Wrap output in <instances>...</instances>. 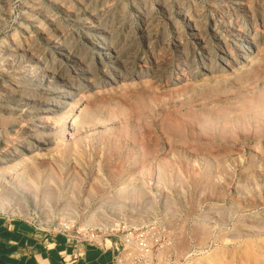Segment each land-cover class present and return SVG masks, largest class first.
<instances>
[{"label":"rangeland","instance_id":"obj_1","mask_svg":"<svg viewBox=\"0 0 264 264\" xmlns=\"http://www.w3.org/2000/svg\"><path fill=\"white\" fill-rule=\"evenodd\" d=\"M0 16V214L108 235L125 264H264V0Z\"/></svg>","mask_w":264,"mask_h":264},{"label":"crops","instance_id":"obj_2","mask_svg":"<svg viewBox=\"0 0 264 264\" xmlns=\"http://www.w3.org/2000/svg\"><path fill=\"white\" fill-rule=\"evenodd\" d=\"M114 243L108 239L104 247L77 244L61 231L0 214V264H125Z\"/></svg>","mask_w":264,"mask_h":264},{"label":"bare ground","instance_id":"obj_3","mask_svg":"<svg viewBox=\"0 0 264 264\" xmlns=\"http://www.w3.org/2000/svg\"><path fill=\"white\" fill-rule=\"evenodd\" d=\"M63 1H66V0H63ZM83 1V0H82ZM110 1V0H109ZM144 1H146V0H144ZM150 1V0H149ZM35 2V1H34ZM57 2V1H56ZM142 2V1H141ZM141 2H140V4L139 5H141ZM161 2H163V1H161ZM11 3V2H10ZM60 3V2H59ZM62 4V3H61ZM66 4V3H65ZM136 4V3H135ZM148 4V3H147ZM147 4H146V6H147ZM8 5V4H7ZM34 5V4H33ZM37 5H39V4H37ZM37 5H35V6H37ZM89 5V4H88ZM168 5V4H167ZM40 7H42L41 5H39ZM63 6V5H62ZM125 6V5H124ZM45 7V6H44ZM65 7V6H64ZM100 7V6H99ZM125 8V7H124ZM11 9V8H10ZM100 9H101V7H100ZM121 9V8H120ZM189 9V8H188ZM193 9V8H192ZM8 10V9H7ZM49 10V9H48ZM133 10V9H132ZM147 9H145V11H146ZM112 11V10H111ZM128 11V10H127ZM143 11V10H142ZM253 11V10H252ZM7 12H9V11H7ZM29 12V11H28ZM40 13V12H39ZM115 14H116V12H114ZM145 13V12H144ZM150 13V12H149ZM194 13H196V11L194 12ZM30 14V13H29ZM114 14V15H115ZM119 14V13H118ZM126 14H127V12H126ZM148 14V13H147ZM147 14H146V16H147ZM183 14V13H182ZM26 15V14H25ZM129 15V14H128ZM143 15V14H142ZM194 15V14H193ZM199 15V14H198ZM198 15H197V17H198ZM33 16V15H32ZM31 16V17H32ZM35 16V15H34ZM82 16V15H81ZM126 16V15H125ZM145 16V15H144ZM150 16V15H149ZM152 17H153V15H151ZM200 16V15H199ZM1 17V16H0ZM46 17V16H45ZM118 17V16H117ZM122 17V16H121ZM128 17V16H127ZM143 17V16H142ZM36 18V17H35ZM38 18V17H37ZM83 18V17H82ZM115 18V17H114ZM114 18H112V19H114ZM119 18V17H118ZM117 18V19H118ZM130 18V17H129ZM128 18V19H129ZM189 18H191V17H189ZM195 18V17H194ZM206 18V17H205ZM32 19V18H31ZM50 19V18H49ZM52 19V18H51ZM84 19V18H83ZM104 19V18H103ZM111 19V18H110ZM25 20V19H24ZM30 20V19H29ZM33 20V19H32ZM120 20V19H119ZM127 20V19H126ZM125 20V21H126ZM131 20V19H130ZM129 20V21H130ZM148 20H149V18H148ZM193 20V19H192ZM198 20V19H197ZM109 21V20H108ZM116 21V20H115ZM202 21V20H201ZM55 22V21H54ZM107 22V21H106ZM119 22H121V21H119ZM214 22V21H213ZM38 23H39V21H38ZM41 23V22H40ZM50 23V22H49ZM110 23V22H109ZM151 23V22H150ZM189 23V22H188ZM1 24V23H0ZM31 24V23H30ZM33 24V23H32ZM37 24V23H36ZM52 24V23H51ZM118 24V23H117ZM116 24V25H117ZM120 24V23H119ZM122 24V23H121ZM128 24V23H127ZM246 24V23H245ZM38 25V24H37ZM36 25V26H37ZM41 25V24H40ZM59 25V24H58ZM57 25V26H58ZM153 25H154V23H153ZM202 25V24H201ZM200 25V27H202ZM4 26V25H3ZM32 26V25H31ZM39 26V25H38ZM87 26V25H86ZM109 26V25H108ZM114 26V25H113ZM132 26V25H131ZM143 26V25H142ZM44 27V26H43ZM120 27V26H119ZM147 27H148V24H147ZM193 27V26H192ZM37 28V27H36ZM40 28V27H39ZM47 28V27H46ZM60 28V27H59ZM103 28V27H102ZM107 28V27H106ZM123 28V27H122ZM121 28V29H122ZM126 28V27H125ZM199 28V27H198ZM1 29V28H0ZM113 29H115V28H113ZM141 29V28H140ZM154 29H155V27H154ZM153 29V30H154ZM202 29H203V27H202ZM205 29V28H204ZM111 30V29H110ZM120 30V29H119ZM210 30V29H209ZM43 31H44V29H43ZM132 31H133V29H132ZM146 31V30H145ZM67 32V31H66ZM118 32V31H117ZM123 32V31H122ZM128 32V31H127ZM156 32V31H155ZM33 33V32H32ZM124 33V32H123ZM126 33V32H125ZM14 34V33H13ZM12 34V35H13ZM120 34V33H119ZM126 35H127V33H126ZM176 35V34H175ZM98 36V35H97ZM114 36V35H113ZM117 36V35H116ZM14 37H15V35H14ZM13 37V38H14ZM107 37H109V36H107ZM154 37V36H153ZM11 38H12V36H11ZM13 38H12V40H13ZM47 38V37H46ZM90 38V37H89ZM112 38V37H111ZM124 38V37H123ZM37 39V38H36ZM118 39V38H117ZM5 40V39H4ZM10 40V39H9ZM11 40V41H12ZM16 40H17V38H16ZM69 40V39H68ZM73 40V39H72ZM78 40V39H77ZM16 42V41H15ZM69 42V41H68ZM113 42H115L114 40H113ZM117 42V41H116ZM134 42V41H133ZM23 43V42H22ZM66 43V42H65ZM71 43V42H70ZM73 43V42H72ZM120 43V42H119ZM6 44V43H5ZM15 44V43H14ZM17 44V43H16ZM21 44V43H20ZM32 44V43H31ZM37 44V43H36ZM81 44V43H80ZM15 46V45H14ZM27 46V45H26ZM29 46V45H28ZM31 46V45H30ZM56 46V45H55ZM65 46V45H64ZM82 46V45H81ZM101 46V45H100ZM1 47V46H0ZM77 47H79V46H77ZM132 47V46H131ZM16 49H17V47H15ZM15 48H13V50L15 51ZM61 49H62V47H60ZM87 48H88V46H87ZM256 48V47H255ZM2 49V48H1ZM6 49V48H5ZM26 49V48H25ZM67 49V48H66ZM90 49V48H89ZM130 49V48H129ZM22 50V49H21ZM24 50V49H23ZM81 50V49H80ZM83 50V49H82ZM91 50V49H90ZM94 50V49H93ZM92 50V51H93ZM117 50V49H116ZM2 51V50H1ZM11 51V50H10ZM25 51V50H24ZM75 51V50H74ZM121 51V50H120ZM125 51H126V49H125ZM7 52V51H6ZM21 52V51H20ZM20 52H19V54H20ZM31 52V51H30ZM36 53H37V51H35ZM63 52V51H62ZM89 52V51H88ZM116 52V51H115ZM1 53V52H0ZM3 53V52H2ZM13 53V52H12ZM16 53V52H15ZM27 53V52H26ZM73 53V52H72ZM81 53H83V52H81ZM93 53V52H92ZM109 53V52H108ZM129 53V52H128ZM21 54H23L22 52H21ZM28 54V53H27ZM69 54V53H68ZM76 54H78V53H76ZM3 55V54H2ZM9 55V54H8ZM13 55V54H12ZM11 55V56H12ZM37 55V54H36ZM74 55V54H73ZM86 55V54H85ZM84 55V56H85ZM97 55V54H96ZM1 56V55H0ZM3 56H5V55H3ZM7 56V55H6ZM16 56V55H15ZM22 56V55H21ZM21 56H19V57H21ZM31 56H32V54H31ZM68 56V55H67ZM83 56V57H84ZM106 56V55H105ZM111 56V55H110ZM110 56H108V57H110ZM117 56V55H116ZM10 57V56H9ZM12 57H14V56H12ZM62 57H63V55H62ZM97 57V56H96ZM120 57V56H119ZM123 57V56H122ZM121 57V58H122ZM66 58V57H65ZM126 58H128V57H126ZM6 59V58H5ZM14 59H15V57H14ZM17 59V58H16ZM123 59V58H122ZM12 60V59H11ZM22 60V59H21ZM32 60V59H31ZM91 60V59H90ZM89 60V61H90ZM104 60V59H103ZM111 60V59H110ZM113 60V59H112ZM79 61H81V59L79 60ZM84 61V60H83ZM82 61V62H83ZM17 62H18V60H17ZM21 62V61H20ZM78 63V62H77ZM85 63H87V62H85ZM94 63V62H93ZM128 63V62H127ZM6 64V63H5ZM56 65V64H55ZM77 65V64H76ZM43 66V65H42ZM79 66V65H78ZM126 66V65H125ZM85 67V66H84ZM21 68H23V67H21ZM31 68V67H30ZM43 68V67H42ZM82 68H83V66H82ZM81 68V69H82ZM44 69H47V68H45L44 67ZM57 69V68H56ZM84 70H85V68H84ZM83 70V71H84ZM32 71H34L33 69H32ZM32 71H30V72H32ZM46 71V70H45ZM44 71V72H45ZM64 71V70H63ZM5 72V71H4ZM85 72V71H84ZM7 73V72H6ZM17 73V72H16ZM38 73V72H37ZM47 73V72H46ZM27 74V73H26ZM34 75H35V73H34ZM29 76V75H28ZM42 76V75H41ZM43 76H45V75H43ZM11 77V76H10ZM16 77V76H15ZM34 77V76H33ZM47 77V76H46ZM131 78V77H130ZM133 78V77H132ZM24 79V78H23ZM38 79H39V77H38ZM14 80V79H13ZM18 80V79H17ZM25 81V80H24ZM48 81H49V79H48ZM12 82V81H11ZM17 84V83H16ZM19 85V84H18ZM6 88V87H5ZM11 89V88H10ZM13 91V90H12ZM14 92V91H13ZM20 94V93H19ZM22 94V93H21ZM11 96H12V94H10ZM10 95H8V96H10ZM26 95H24V97H25ZM34 96V95H33ZM2 97V96H1ZM6 97V96H5ZM19 97H21V96H18V99H19ZM9 98V97H8ZM28 98V97H27ZM4 99V98H3ZM6 99V98H5ZM13 99H14V97H13ZM13 99L12 100H10L11 102L13 101ZM17 99V98H16ZM30 99V98H29ZM2 100V99H1ZM3 101V100H2ZM15 101V100H14ZM17 101V100H16ZM23 101V100H22ZM27 101V100H26ZM6 102H8V101H6ZM21 102V101H20ZM24 102V101H23ZM46 102V101H45ZM9 103V102H8ZM17 103V102H16ZM52 103V102H51ZM3 105V104H2ZM6 105V104H5ZM8 105H11V104H8ZM17 109V108H16ZM56 109V108H55ZM10 110V109H9ZM19 110V109H18ZM43 110V109H42ZM29 112V111H28ZM16 114V113H15ZM38 120V119H37ZM38 123V122H37ZM21 127V126H20ZM35 140H37V139H35ZM34 140V141H35ZM39 140V139H38ZM51 141V140H50ZM46 142V141H45ZM47 143V142H46ZM27 144H29V143H27ZM31 144V143H30ZM34 145V144H33ZM30 146V145H29ZM37 146H38V144H37ZM45 146V145H44ZM49 146V145H48ZM32 147V146H31ZM40 147V146H39ZM13 148V147H12ZM25 148H27V147H25ZM14 149V148H13ZM28 149H29V147H28ZM42 149V148H41ZM46 149V148H45ZM22 150V149H21ZM24 151V150H23ZM40 151V150H39ZM21 152V151H20ZM30 152V151H29ZM11 153H12V151H11ZM19 153V152H18ZM26 153V152H25ZM46 153V152H45ZM22 154V153H21ZM4 155V154H3ZM19 155H20V153H19ZM18 156V155H17ZM22 156H23V154H22ZM38 156V155H37ZM10 158V157H9ZM20 158V157H19ZM19 158H17V160L19 159ZM3 159V158H2ZM1 159V160H2ZM11 159V158H10ZM13 161H14V159H12ZM3 161V160H2ZM6 161V160H5ZM23 161V160H22ZM4 162V161H3ZM11 162V161H10ZM21 164V163H20ZM16 166V165H15ZM23 169V168H22ZM24 172V171H23ZM22 172V173H23ZM20 173V172H19ZM18 175V174H17ZM0 184H2V183H0ZM6 187V186H5ZM4 188V187H3ZM16 188V187H15ZM14 191H16V190H14ZM2 199V198H1ZM0 199V200H1ZM3 200H4V198H3ZM6 200V199H5ZM1 202V201H0ZM5 202H7V201H5ZM2 203V202H1ZM9 205V204H8ZM4 210H6V207H5V204L4 203H2V204H0V211H4Z\"/></svg>","mask_w":264,"mask_h":264},{"label":"built area","instance_id":"obj_4","mask_svg":"<svg viewBox=\"0 0 264 264\" xmlns=\"http://www.w3.org/2000/svg\"><path fill=\"white\" fill-rule=\"evenodd\" d=\"M45 230L51 231L49 229H45ZM61 232L73 238L77 244H81L85 242L92 245L104 247L106 246L107 240L109 239L108 235H104V234L102 235L92 231L72 230L69 227L63 229ZM114 244L116 248L119 250L118 242H115Z\"/></svg>","mask_w":264,"mask_h":264}]
</instances>
